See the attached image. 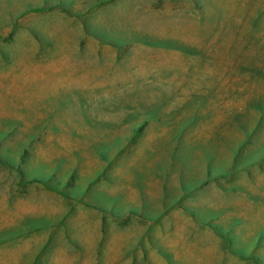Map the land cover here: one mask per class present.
<instances>
[{
    "label": "rangeland",
    "instance_id": "obj_1",
    "mask_svg": "<svg viewBox=\"0 0 264 264\" xmlns=\"http://www.w3.org/2000/svg\"><path fill=\"white\" fill-rule=\"evenodd\" d=\"M0 4V264H262L264 0Z\"/></svg>",
    "mask_w": 264,
    "mask_h": 264
},
{
    "label": "crops",
    "instance_id": "obj_2",
    "mask_svg": "<svg viewBox=\"0 0 264 264\" xmlns=\"http://www.w3.org/2000/svg\"><path fill=\"white\" fill-rule=\"evenodd\" d=\"M4 5L0 4V18L5 17L4 11H3ZM11 17V16H10ZM9 17V18H10ZM95 85H84L82 87H77L79 89H85L87 90L86 92H83V95H86L88 97L93 96L94 92H91L90 89H93ZM68 89V87H66ZM264 211H261V213ZM257 214L258 216L264 215V214ZM136 223L141 222V220L136 219ZM264 221V219L260 218V222ZM259 228L256 229L258 234L256 235V243L259 242V246L256 248L258 258L261 260L262 264H264V223H260L258 226ZM257 228V227H256ZM129 228L127 227L125 229V238L126 242L124 245H121V243H117L118 240L122 241L120 231L118 233L117 228L115 230H112V233L110 236L114 237L113 239V246L115 248H137V247H143L139 246L140 245V240H138V236L140 234H143V228L141 227L140 224H137L132 227L131 231L128 230ZM130 234V237H126V234ZM146 232V230H144ZM128 241V242H127ZM173 244V247L177 248L178 243L176 241H173L170 239ZM144 247L148 248V243L146 242V245ZM163 247V246H162ZM229 239L226 237L218 236L215 233H208L206 232L205 234H196L194 233L193 236L190 237L189 243H188V252L186 253V256H178L177 255V250L176 253L173 251H170V253L173 256H170L169 259H166V257L162 254H155V255H150V263L151 264H180V260L182 258L184 259L183 263L184 264H243L239 262L237 257H233L230 259L229 257ZM129 253H133L132 250L129 251ZM177 256H176V255ZM142 254L140 253L138 255V259L142 260ZM137 257V256H136ZM219 258V260H218ZM134 255H128L126 257L125 264L128 262L133 261ZM180 259V260H179ZM186 259V261H185ZM182 263V264H183Z\"/></svg>",
    "mask_w": 264,
    "mask_h": 264
},
{
    "label": "bare ground",
    "instance_id": "obj_3",
    "mask_svg": "<svg viewBox=\"0 0 264 264\" xmlns=\"http://www.w3.org/2000/svg\"><path fill=\"white\" fill-rule=\"evenodd\" d=\"M262 138H264V137H262Z\"/></svg>",
    "mask_w": 264,
    "mask_h": 264
}]
</instances>
